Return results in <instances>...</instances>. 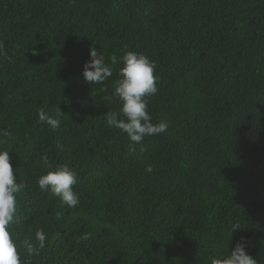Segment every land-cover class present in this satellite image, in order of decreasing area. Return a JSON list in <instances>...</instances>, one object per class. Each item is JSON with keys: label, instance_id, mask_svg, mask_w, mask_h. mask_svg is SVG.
I'll list each match as a JSON object with an SVG mask.
<instances>
[{"label": "trees", "instance_id": "obj_1", "mask_svg": "<svg viewBox=\"0 0 264 264\" xmlns=\"http://www.w3.org/2000/svg\"><path fill=\"white\" fill-rule=\"evenodd\" d=\"M0 42L22 264H211L242 237L264 264V0H0ZM92 47L113 68L102 84L83 77ZM126 50L155 61L148 110L168 124L135 151L106 117L122 104L109 57ZM40 108L61 110L59 130ZM42 154L77 173L75 208L39 189ZM38 229L46 247L28 256Z\"/></svg>", "mask_w": 264, "mask_h": 264}, {"label": "clouds", "instance_id": "obj_2", "mask_svg": "<svg viewBox=\"0 0 264 264\" xmlns=\"http://www.w3.org/2000/svg\"><path fill=\"white\" fill-rule=\"evenodd\" d=\"M90 60L83 66L84 80L89 84H102L113 75V68L106 63L105 56L95 47L89 50ZM0 55L6 56L4 44L0 42ZM111 65L122 62L119 77L114 84V95L122 102L118 111H110L107 117V126L118 129L127 135L131 142L130 151H135L137 144H143L145 137L156 136L165 133L168 124L161 120L152 122V115L148 110L146 97L158 92V77L155 74L156 63L144 54L126 50L122 57L116 55L109 57ZM39 122L57 131L61 127L58 118L62 112L56 108V117L50 115L43 108L38 109ZM7 129L0 131V136H8ZM8 149L0 150V264H22L21 254L18 251V241L15 238L12 225L16 223L17 196L25 188L24 182L17 183L14 169L10 162ZM143 150V149H142ZM41 160L50 169L46 174L37 179V184L42 192H51L60 199L62 205L75 208L80 204V195L74 190L78 184V175L67 164H58L54 168L49 163L47 154H42ZM149 165L146 171L151 173ZM236 226L232 229L236 230ZM92 236L85 231L76 237V243L87 241ZM48 235L43 229L35 232V242L24 240L23 248L28 256H39L40 251L46 247ZM247 240L242 237L235 247L223 256L213 257L211 264H258L246 251Z\"/></svg>", "mask_w": 264, "mask_h": 264}]
</instances>
